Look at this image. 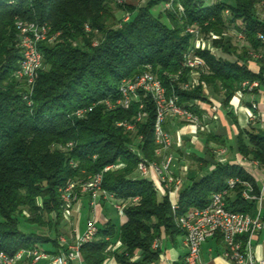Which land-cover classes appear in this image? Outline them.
<instances>
[{
	"label": "trees",
	"instance_id": "obj_1",
	"mask_svg": "<svg viewBox=\"0 0 264 264\" xmlns=\"http://www.w3.org/2000/svg\"><path fill=\"white\" fill-rule=\"evenodd\" d=\"M164 1L150 0L143 9L127 8L130 18L117 25L111 4L121 5L115 0H0V250L13 254L50 243L53 250L46 251L57 253L62 220L59 189L68 181L100 173L110 164L123 166L103 171L101 188L116 199L138 197V201L127 203L120 226L110 220L98 226L94 240L81 249L84 264H103L108 257L118 264L153 263L159 252L151 245L159 239L161 229L168 236L180 234L174 218L204 208L228 178L248 181L257 194L253 180L241 167L202 158V164L213 166L212 171L180 192L178 208L173 211L166 191L158 198L152 182L137 170L141 160H161L153 138L155 108L151 100L139 97L147 118L137 123L134 133H125L116 124L131 121L139 101H133L127 110H108L103 104L107 99L116 101L120 81L138 75L146 65L167 94H176L177 104L193 113H199L194 102L203 98V85L209 95L220 98L224 108L242 82L257 81L264 86V62L249 54L264 50L257 37L264 36V19L255 11L264 0H233L229 4L173 0L170 11L153 12ZM17 20L47 23L49 35L58 34L52 41L38 44L42 66L30 105L24 100L25 82L14 76L20 60ZM188 26H196L205 38L213 34L220 39H211L215 53L195 52L204 68L199 85L186 90L180 85L187 82L189 74L182 67L183 55L191 47V37L185 31ZM229 29L243 35L246 46L239 51L225 41ZM249 62L256 63L257 72L249 69ZM87 107L92 110L85 117H75V110ZM175 122L178 119L172 124ZM172 124H165L169 134ZM206 141L221 144L207 132ZM236 146L242 158L264 168V129L239 130ZM133 147L141 158L132 153ZM208 154L213 155L212 151ZM226 207L252 216L254 201L242 199L237 187ZM21 220L48 227L54 238L22 229ZM113 241H119L120 247L111 251L108 247Z\"/></svg>",
	"mask_w": 264,
	"mask_h": 264
},
{
	"label": "built area",
	"instance_id": "obj_2",
	"mask_svg": "<svg viewBox=\"0 0 264 264\" xmlns=\"http://www.w3.org/2000/svg\"><path fill=\"white\" fill-rule=\"evenodd\" d=\"M118 5H122L125 0H115ZM165 8H171L173 0H166ZM263 4V2H262ZM179 12L182 7L177 5ZM227 14V12H225ZM127 15L124 21L128 20ZM18 31V47L20 52V60L14 76L25 82L26 93L24 100L27 104H31L30 96L33 86L38 76V72L42 66V54L38 49V44L42 41H52L58 34L50 36V27L47 23H26L21 20L16 21ZM85 31L90 29L86 26ZM186 33L191 37V47L183 55L182 67L189 70L188 80L182 84L181 89H192L199 85L200 71L204 68L203 60L196 55L197 50H207L211 53L215 52V48L211 44V39H220L219 36L210 34V38L204 35L196 26H188ZM239 39H244L242 34H238ZM258 39L264 43V36L257 35ZM96 43H93L95 45ZM255 60H263L264 56L258 53H250ZM259 88L257 81H244L240 85V89L235 93L241 96L244 92H253ZM203 89L205 86L203 85ZM119 98L116 101L105 100L103 104L108 110L121 108L129 109L133 101H139L138 111L131 121H122L116 124L122 128L125 133H134L137 123L143 122L147 118L145 105L140 101L139 97L149 98L155 108V120L153 126V138L157 146L156 154L161 157L160 163L146 162L141 160L137 165V170L142 176L148 173L154 174L158 181L166 188L174 183L176 186L179 181L174 180L171 172V166L174 157L171 153L173 147V138L165 130L166 122L172 124L173 119H181L183 124L189 129H193L192 133L198 131H207L206 125L201 124L200 118L188 109L180 107L177 102V95L167 94L165 87L161 81L152 72L149 65L134 77L123 78L118 85ZM256 104H251V109L256 110ZM92 107L79 108L75 110L76 118L85 117ZM249 119H256L254 113L249 112ZM140 139V137H139ZM132 153L141 158L140 153L135 147ZM257 164V162H255ZM123 165L121 163L110 164L105 170L119 169ZM103 171L95 175L87 176L85 179H75L68 181L59 189L61 200L62 216L68 220L73 204L78 199L77 192H87L94 203L98 198H102L113 203L114 209L118 214L124 215V208L128 202L138 201V197L124 201L116 199L112 193H108L101 188ZM240 187V196L246 201L255 200L253 189L248 181H243L236 177L228 178L224 186L217 192H214L209 199L208 204L201 209H194L184 215L176 216L174 222L176 227L183 234V244L186 248V254L183 264H199L200 246L207 239L220 235L224 245L223 256L232 264H264V258L256 260L252 254L251 237L259 232L264 222L259 217H253L249 214L234 212L227 209V198ZM176 190L175 187H173ZM172 189V191H173ZM178 208L177 202L171 203V209L175 211ZM25 216H28L23 212ZM98 233V226L94 219L87 221L84 232L80 237L70 243L63 236H58V251L50 253L40 249L38 246L20 249L13 254L0 250V264H84L81 256V249L84 245L92 242ZM118 246H109L108 249L113 251ZM159 239L153 241L151 248L159 250Z\"/></svg>",
	"mask_w": 264,
	"mask_h": 264
},
{
	"label": "crops",
	"instance_id": "obj_3",
	"mask_svg": "<svg viewBox=\"0 0 264 264\" xmlns=\"http://www.w3.org/2000/svg\"><path fill=\"white\" fill-rule=\"evenodd\" d=\"M219 1L224 2L225 0H205V3L211 4ZM224 3L229 4V2ZM242 40L244 41V39ZM258 54L264 56V50ZM248 67L253 72L258 71V66L254 62H249ZM203 92V98L195 101L194 106L199 111L195 114L200 118L201 124L206 125L207 131L192 133L193 129L186 127L181 119L169 127L170 135L173 138L171 153L174 157L171 172L174 180L179 181V184L176 186L172 183L169 188H166L154 174L148 173L146 176H142L138 173L152 182L158 198H161L166 191L170 202L176 203L180 192L193 180L212 171L213 166L202 164V158L221 164L237 165L251 177L257 190V194L253 193L254 187L251 184L252 193L255 196L252 216L259 217L264 222V168L260 167L258 163L256 164V161L242 158L237 152L236 146V136L239 130L253 128L262 131L264 129V86H259L253 92H244L240 97L234 94L227 108L221 105L220 98L209 95L206 88L203 89ZM252 103L257 106L255 111L251 109ZM249 112L254 113L256 119L251 121ZM206 132L212 133L221 144L207 143ZM209 149L213 153L211 156L208 154V152L210 153ZM232 196L233 193L230 197ZM113 215L116 216V219ZM89 219H94L97 226L104 225L110 220L118 227L125 221L124 215L117 213L111 201L98 198L93 203L87 192H80L65 224L66 229L69 230V241L73 242L82 235ZM250 241L253 257L256 260L264 258V226L251 237ZM159 242L158 258L150 264H183L186 248L183 244L182 233L168 236L161 229ZM111 246L120 247V242L113 241ZM223 250L224 245L220 235L207 239L200 246L199 264H232L223 256ZM137 257L138 255H135L134 259ZM103 264L118 263L114 257H108Z\"/></svg>",
	"mask_w": 264,
	"mask_h": 264
},
{
	"label": "rangeland",
	"instance_id": "obj_4",
	"mask_svg": "<svg viewBox=\"0 0 264 264\" xmlns=\"http://www.w3.org/2000/svg\"><path fill=\"white\" fill-rule=\"evenodd\" d=\"M150 0H125V2H123V4L121 5V7H116L115 4H111V9H112V13L115 17V21L118 25V21L121 20V22H127L128 20L124 21V18L128 15L129 18L131 16L130 12L127 10V8H135V9H143L146 8L147 5L149 4ZM224 2H229L231 3L232 0H225ZM263 2V4H262ZM167 1H164L163 5H158L156 7L153 8V12L158 13L159 11L161 12H168L171 10V8L166 9L165 5H166ZM118 5V4H117ZM255 11L257 16L260 19H264V1H261L259 4L256 5L255 7ZM165 19V18H164ZM116 25V26H117ZM238 33L236 30L234 29H229L227 31V33H225V41L229 42V44L233 47L236 48L237 51H239L242 47L246 46L244 41L238 38ZM96 40H94L93 42H95ZM216 52V51H215ZM214 52V53H215ZM180 87H182V85H180ZM197 152H200L198 149H195ZM80 190V189H79ZM77 192V195L79 196L80 192ZM26 214H28L26 211H24ZM114 219H116V216L113 215ZM67 219L64 218L62 216V220L61 223L58 227V236H63L64 238H66L69 241V234H68V229H66L65 224H66ZM21 228L26 230V231H30V232H34L40 236H48V237H53L54 238V233L46 226L43 227H38L35 225H30L29 223L23 222L21 220ZM70 243H72L71 241H69ZM37 246L42 249V250H53V246L52 244L48 243V244H44V243H38Z\"/></svg>",
	"mask_w": 264,
	"mask_h": 264
}]
</instances>
